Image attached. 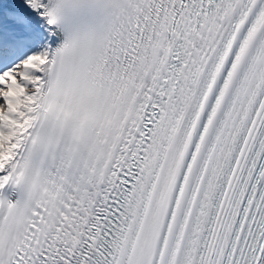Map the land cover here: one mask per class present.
Listing matches in <instances>:
<instances>
[{
  "label": "snow or ice",
  "instance_id": "snow-or-ice-1",
  "mask_svg": "<svg viewBox=\"0 0 264 264\" xmlns=\"http://www.w3.org/2000/svg\"><path fill=\"white\" fill-rule=\"evenodd\" d=\"M0 264H264V0H0Z\"/></svg>",
  "mask_w": 264,
  "mask_h": 264
}]
</instances>
